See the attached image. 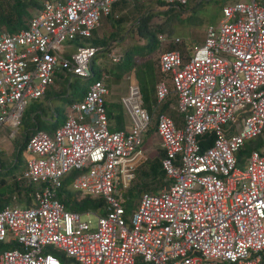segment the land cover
Segmentation results:
<instances>
[{
	"label": "built area",
	"instance_id": "2783aa9c",
	"mask_svg": "<svg viewBox=\"0 0 264 264\" xmlns=\"http://www.w3.org/2000/svg\"><path fill=\"white\" fill-rule=\"evenodd\" d=\"M119 1H44L23 29L0 33V128L9 138L27 105L58 78H92L98 50L68 53L65 44L89 38ZM158 40L182 45L176 37ZM108 59L118 64L121 55L112 51ZM158 73L151 114L134 75L127 78L120 103L130 130L109 131V77L101 73L81 102L66 106L51 136L39 131L29 139L19 179L45 186L28 204L12 196L0 210V264H264V154L250 151L243 169L236 157L264 138V0L224 6L201 45L161 52ZM170 97L177 124L162 112ZM152 124L169 184L143 194L126 220L122 192L144 160ZM71 172L72 190L102 199L103 215L69 213L56 199Z\"/></svg>",
	"mask_w": 264,
	"mask_h": 264
},
{
	"label": "trees",
	"instance_id": "16d2710c",
	"mask_svg": "<svg viewBox=\"0 0 264 264\" xmlns=\"http://www.w3.org/2000/svg\"><path fill=\"white\" fill-rule=\"evenodd\" d=\"M145 1L146 0H137L133 2H127L122 0L115 3L112 7L110 16L105 18L106 21H109L113 29V31L108 34V37L99 36V33L97 31V29L100 27L99 26L91 33L89 38H76L73 42L65 44V46H73L74 50L77 47H90L96 48L98 50L90 66L92 78L81 80L66 73L64 76L58 78L59 80H62V82L59 83L58 90L55 91L54 89L49 88L42 99L33 101L27 105L21 116L19 124V126L22 124V127L26 125L25 129H23L24 131H22L23 142L18 146V150L14 155V162L8 167V169L6 168L7 170L4 168L3 164H0V210L9 204V201L13 195H16L19 200H26V203L28 204L30 202L29 194H32L35 191H40L44 188L45 185L33 184L19 179L21 170H23V167L20 171L17 170L19 168V165L22 164L20 160L21 153L24 152L27 142L36 132L41 131L51 136L54 131L63 124L65 120V107L72 103L81 102L88 91L89 85L100 75L101 72H105L109 76L112 75L113 77H115V79L120 80L132 71H135L137 73L136 78L139 82L140 90L142 93L144 109L147 110V108L145 107L146 94L142 90L143 85L147 87V90L149 92H151L152 102L155 103L156 76L154 66L152 63L144 64L142 70V66H139L140 63L138 62V60H145L151 57L155 52H157V50H159L160 42L157 38L158 33H166L170 35L174 33V28H169L166 25H157L154 28H150L149 23L151 19L157 14H147L146 12L141 18H138L134 24H130L129 30L125 28V20H123V18L120 19V16H118L114 11L115 9L121 8L122 6L124 7V5L128 3L133 5L140 3L143 4ZM153 1L167 7L168 10L162 13V15L174 16V14L184 11L191 0H188L185 6H170L166 1ZM203 2L210 1L195 0V5H201ZM223 2L224 3L222 8L226 6V0H223ZM17 3L18 5L13 8V11L11 13L0 15V27L5 28L6 31L4 32H18L25 27L26 21L29 19V14L26 10L27 4L24 5L21 2ZM191 10L192 9L188 7V11ZM178 21L179 25L185 27L187 24L191 23L192 16L190 14L189 18H179ZM127 40H129L131 46L130 48L127 47L123 51V53L121 54V61L118 64H112L111 62L109 64L108 61L104 60L106 53H108L110 50L109 45L111 43H115V46L121 47L123 49L124 44ZM175 49L182 50L181 46H173L169 44L163 51H172ZM103 60L105 62H103ZM157 76H159L158 73ZM57 80L55 81V84L57 83ZM77 80L86 82L87 85L84 86V88L76 95V99H72L69 96V91L72 89L74 83ZM169 103L170 102H168V104ZM167 107L168 105H166L162 109V112L169 114L170 110ZM105 111L108 120L109 131H124L125 124L121 103L119 102L118 104H109V106H107V103L105 102ZM148 112L151 114V111ZM60 117H62L61 120L59 119ZM47 119H50V121H47ZM259 148H262L261 151L264 154V138L262 137L247 142L244 145L243 149L236 155V157L240 162L242 159H239L238 157H244L250 151L257 150ZM162 158L163 153L162 151H160L159 160H154L149 163L142 162L135 168L133 172V182L130 184L127 190L122 192L126 220H128L131 213L136 208V205L143 194H156L160 191L159 188L168 186L169 182L167 181L165 174L161 168ZM2 169H5L4 173L2 172ZM5 177H7L8 180H6ZM74 177L75 172H71L61 180V187L56 193V199L64 206V209L69 213L84 214L87 212H92L96 215H103L104 201L102 199H93L87 196H81L79 193L72 190L71 183ZM136 179L138 182L133 185ZM151 183H158L156 186H159V191L156 189H152L149 191L148 186ZM161 183L163 184L162 186L159 185ZM137 198L138 200L136 201ZM0 249H3V247H0Z\"/></svg>",
	"mask_w": 264,
	"mask_h": 264
},
{
	"label": "rangeland",
	"instance_id": "374dc122",
	"mask_svg": "<svg viewBox=\"0 0 264 264\" xmlns=\"http://www.w3.org/2000/svg\"><path fill=\"white\" fill-rule=\"evenodd\" d=\"M44 1L47 0H0V15L1 14H7L11 13L13 11V8L18 5L17 2H21L24 5L27 4V12L29 14V19L34 16L40 9ZM165 1V0H160ZM210 2H203L201 5L196 6L195 5V0H191L189 2V5L187 8L184 9L181 13H176L174 16H164L162 13L166 12L168 9L166 6L160 5L157 2H154L153 0H146L143 4H126L124 7L122 6L121 8L115 9V13L120 16V19L123 18L125 20V28L130 30V24H134L138 18H141L144 13L147 12V14L152 13V14H157L155 15L150 23L149 27L154 28L157 25H163L167 26L169 28H174V33L173 34H166V33H158L157 38L160 36H165L167 38H180L182 45L181 48L182 50H187L191 49L195 46L201 45L202 42L204 41V31L208 25H215L219 19L221 18V9L223 6V0H209ZM249 0H245V2H248ZM235 2V0H226V4H231ZM197 4V3H196ZM188 7L192 9L191 11H188ZM196 7V8H192ZM192 16V21L190 24H187L185 27L182 25H179V18H189V16ZM28 19V20H29ZM27 20V19H26ZM27 20V21H28ZM26 21V22H27ZM133 27V26H132ZM6 31L4 27H0V32ZM99 36L100 37H108V34L113 31L111 24L109 21H106L105 18H101L100 20V27L97 29ZM126 36V35H125ZM126 38V37H125ZM124 38V39H125ZM169 43H165V45H160L159 50L155 52L151 57L141 60L139 59L138 62L140 63L139 66H142L141 69L143 70L144 64L152 63L155 69V76H156V82L158 80V59L159 55L163 50L167 48ZM131 43L129 40H127L124 44V48L122 49L121 47L115 46V43H111L109 45V52L106 53L105 55V61H108L110 64V61L108 59V55L112 51H119L120 55L123 53V51L129 47L130 48ZM103 60V62H105ZM109 77V79L105 82V85L107 86L109 95L107 96L106 99L108 100H117L120 102L119 98L120 97H126L128 95V87H129V80L127 78L130 75H134V77H137V73L132 71V73H129L128 75L124 76L122 79L117 80L115 77L112 75H108L105 72H101ZM155 82V83H156ZM86 82L82 81H76L72 87V89L69 91V96L72 99H76V95L86 86ZM169 86V84H168ZM169 88H171L169 86ZM55 91L58 90V87L54 89ZM142 90L146 94V104L145 107L147 108L148 111H151V107L154 104L152 102V96L151 92L147 90L146 86H142ZM143 92V94H144ZM171 99L173 97H170ZM44 102V99H43ZM169 115L174 118L176 115L174 112H170ZM123 116H124V122L126 125V130H130L132 127V121L129 118L127 112L123 110ZM60 120L62 117L59 118ZM27 121V120H26ZM48 124V123H47ZM28 125V124H27ZM26 125L22 127V124L19 126L18 130H16L13 139L9 138V132L6 133L4 131L5 129L0 128V151L2 152L0 156V162L3 164L4 168L8 169V167L13 164L14 162V155L18 150V146L23 142V129H25ZM154 124L151 125V131L149 134L146 135V137L143 139V145H142V151L144 155V160L143 162H151L154 160H159L160 158V148H159V139L158 137L154 134L153 131ZM256 143V142H255ZM3 155V156H2ZM248 156L245 155L244 157H238L239 159H242L241 161H244V159ZM27 159V155L22 152L21 153V162L22 164L19 165V168L17 169L20 171L22 167L24 166V161ZM240 161V162H241ZM147 163V164H148ZM241 165H238V169H243L244 165L242 162L240 163ZM146 166V165H145ZM1 175V174H0ZM9 177V176H8ZM6 180H8L7 177H5ZM137 179L133 183H137ZM158 184V183H157ZM157 184H150L148 186V190L156 189L159 191L162 190V188H159V186H156ZM159 185H163L162 183ZM152 187V188H151ZM156 187V188H155ZM6 197V196H5ZM79 197V196H78ZM138 198L136 199V201ZM135 201V202H136ZM92 223L95 225L96 219L92 218Z\"/></svg>",
	"mask_w": 264,
	"mask_h": 264
},
{
	"label": "crops",
	"instance_id": "0c3cea01",
	"mask_svg": "<svg viewBox=\"0 0 264 264\" xmlns=\"http://www.w3.org/2000/svg\"><path fill=\"white\" fill-rule=\"evenodd\" d=\"M236 1H238V0H236ZM245 1V0H244ZM42 8V7H41ZM66 52H68V53H72L73 51H74V49H73V46H66ZM117 52H119V51H117ZM120 53V52H119ZM132 73V72H131ZM101 74V73H100ZM159 74V73H158ZM100 76V75H99ZM99 76L96 78V79H98L99 78ZM158 78H159V76H158ZM95 79V80H96ZM135 79H136V81H137V83L139 84V82H138V80H137V78H136V76H135ZM62 82V80H57V83L55 84V86H54V88H52V89H55V87L57 88H59V83H61ZM107 87V86H106ZM139 87H140V85H139ZM108 90V89H107ZM108 95H109V92H108ZM107 98V97H106ZM105 98V102L107 103V106H109V104H118L119 103V101H117V100H108V99H106ZM122 98H124V97H120L119 98V100H121ZM168 102H170L169 104L170 105H174V98H170V100H168ZM169 104H167L168 105V107L167 108H169V110H170V112H174L171 108H170V106H169ZM166 106V105H165ZM164 106V107H165ZM163 107V108H164ZM66 108V107H65ZM175 113V112H174ZM166 114V113H165ZM176 114V113H175ZM176 124L177 123H179L180 121H181V118L176 114L175 116H174V118H172L169 114H167ZM123 118H124V116H123ZM47 121H50V119H47ZM124 124H125V122H124ZM19 128V127H18ZM18 128H17V130H18ZM2 129H5L4 131H6V133H8L9 132V130L6 128V127H3ZM124 130H126V125H125V127H124ZM151 131V128L149 129V131L144 135V138L146 137V135L147 134H149V132ZM154 134H155V131H154ZM156 135V134H155ZM157 136V135H156ZM143 138V139H144ZM11 139H13V138H11ZM159 139V138H158ZM143 142H144V140H143ZM143 145V144H142ZM159 148H160V141H159ZM160 151H161V149H160ZM24 153H25V150H24ZM1 154H2V152L0 151V156H1ZM3 156V155H2ZM26 161V160H25ZM25 161H24V166H25ZM0 164H2L1 162H0ZM24 166H23V170H24ZM7 170V169H6ZM23 170H21V172L23 171ZM1 172V171H0ZM2 172L4 173L5 172V169H2ZM13 196H16V195H13ZM12 198V197H11ZM10 201H11V199H10ZM9 201V202H10Z\"/></svg>",
	"mask_w": 264,
	"mask_h": 264
}]
</instances>
